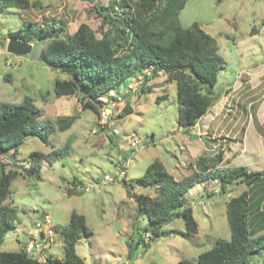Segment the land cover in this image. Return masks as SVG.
Returning <instances> with one entry per match:
<instances>
[{"label":"rangeland","instance_id":"1","mask_svg":"<svg viewBox=\"0 0 264 264\" xmlns=\"http://www.w3.org/2000/svg\"><path fill=\"white\" fill-rule=\"evenodd\" d=\"M30 1H39L40 7L0 10V101L18 104L31 97L41 111L42 123L49 122L54 130L48 145L28 138L14 160L4 156L5 162L0 161L6 170L23 174L13 181L5 202L18 210L19 220L17 228L5 236L2 251H20L45 215L50 228H63L72 212L84 215L92 232L76 245L77 254L86 264H177L183 259H196L219 239L230 240L227 203L241 195L247 189L245 185L234 183L223 188L220 181L213 180L196 186L185 199L193 209L199 233L188 235L184 222L176 219L163 227L166 236L146 248L142 241H148L145 230L149 221L145 214L138 213L123 181L133 184L136 194L154 197L153 189L136 186V182L156 159L175 180H180L193 171L199 156L210 159L220 152L224 153L221 167L264 171V0H188L180 12L182 27L197 23L216 40L227 61L214 89L216 103L190 132L178 125L177 84L167 74L146 77L144 92L136 91V84L145 74L130 82L133 88L128 83V89L122 90L115 102V110L122 111L129 104L133 113L123 119L112 118L105 131L104 122L95 111L84 108L79 96L57 97L55 81L67 75L52 70L37 57L8 53L10 31L19 30L25 23L47 26L55 20L67 34L87 24L101 38L102 17L96 6L108 7L112 0ZM254 28L259 32L252 34ZM165 94L168 98L157 103ZM72 115L78 116L76 122L61 131L57 120ZM113 128L121 132L116 141L127 146L135 138L146 147L134 155L119 152L106 136ZM67 143L72 147L67 156L44 163L40 172L31 171V152L48 153ZM122 155L126 160L121 161ZM123 170L125 177L116 176ZM106 175L115 176V180L103 185ZM74 180L75 192L69 190ZM54 240L48 243V255L61 259V239L55 236ZM249 260L251 264H264V250Z\"/></svg>","mask_w":264,"mask_h":264},{"label":"trees","instance_id":"2","mask_svg":"<svg viewBox=\"0 0 264 264\" xmlns=\"http://www.w3.org/2000/svg\"><path fill=\"white\" fill-rule=\"evenodd\" d=\"M187 2L112 0L108 7L97 4L96 10L102 17L101 38L87 24H81L74 34H67L55 20L47 26L25 23L19 30L10 31V38L26 43L37 42L44 57V61L40 62L67 75V78L55 81L56 96H79L84 108L95 111L99 118L101 110L112 101H117L122 96L121 91L128 89V83L133 79L145 74L136 90L144 92L142 87L148 81L146 77L167 74L177 84L178 125L190 132L216 103L214 89L218 74L226 69L227 61L220 54L216 40L197 23L189 28L182 27L179 15ZM9 7L28 10L40 7V2L0 0V10ZM258 32L254 28L252 34ZM167 98V94L160 96L157 103ZM132 113V107L127 104L118 118L123 119ZM41 117V111L31 97H25L18 104L0 101V156H9L14 160L28 138L39 139L48 145L54 126L47 121L42 123ZM77 119L78 116L74 115L63 116L57 124L61 131H67ZM104 125L105 131L107 123ZM113 129L106 135L110 145L121 153L134 155L133 151L126 152L119 147L116 137L121 134L114 133ZM71 149V144L67 143L65 147L48 153L31 152L29 168L40 172L44 163H54L67 156ZM223 157V152L210 159L199 156L193 171L180 180H175L164 163L156 159L136 182V186L153 189L154 197L136 194L135 186L123 181L128 196L137 204L138 213L145 214L149 221L145 230L149 233L148 241L144 238L142 241L146 248L166 236L163 227L176 219L184 222L188 235H197L199 225L185 196L196 186L217 180L223 188L234 183L247 187L241 195L227 203L231 238L219 239L214 247L196 259H183L177 264H251V256L261 255L264 250V171L221 167ZM124 160L122 155L121 161ZM21 175L18 170H6L4 165H0V264H86L77 254L76 245L81 238L90 237L92 232L86 217L77 212H72L67 226H52L61 239V259L51 255L46 261L31 258L26 252V244L20 251H2L5 236L17 228L18 210L5 202L11 195L13 181ZM26 176H30L29 171ZM76 188L74 180L69 190L75 192ZM135 227L136 224L134 229L139 232ZM132 247L130 244L129 256Z\"/></svg>","mask_w":264,"mask_h":264},{"label":"built area","instance_id":"3","mask_svg":"<svg viewBox=\"0 0 264 264\" xmlns=\"http://www.w3.org/2000/svg\"><path fill=\"white\" fill-rule=\"evenodd\" d=\"M135 79L137 80V78ZM141 83L136 84L137 85L136 87L138 88L141 85ZM131 84L132 83H130L129 88H133ZM119 98L121 97H118V100ZM118 100L112 101L110 104L107 105L108 107L106 106L103 108V110H101V116L99 119L104 122L102 123L103 125L108 123V121L111 118H115L116 116H118V114L120 113V111L116 112L115 110V102H118ZM113 131L116 134H121V132L116 128L113 129ZM119 147L121 149L133 151V154H136L138 151H141L142 149H144L146 147V144L143 143V141H141L140 139L133 138L128 143L127 146H125L123 142H119ZM0 161L5 162L4 156H0ZM120 175L123 177L126 176V171L123 170L116 176H120ZM114 180H115V176L106 175L104 177V180L102 181V184L105 185L107 182H113ZM89 189L90 188H86L85 191H89ZM50 225H51L50 219L48 218V215H45L43 223L41 224L39 222L36 225V229L34 230V232L30 234V239L25 245L26 252L29 257L40 260V261H46V258L48 256V251H47L48 243L55 242L54 238L55 236H57L52 226L50 228ZM46 226H49V227H46Z\"/></svg>","mask_w":264,"mask_h":264},{"label":"water","instance_id":"4","mask_svg":"<svg viewBox=\"0 0 264 264\" xmlns=\"http://www.w3.org/2000/svg\"><path fill=\"white\" fill-rule=\"evenodd\" d=\"M7 52L16 56H30L32 58L37 57L41 61H44L40 46L37 43H26L18 40L17 38H10L7 44Z\"/></svg>","mask_w":264,"mask_h":264}]
</instances>
